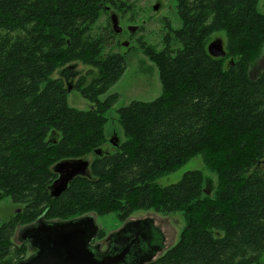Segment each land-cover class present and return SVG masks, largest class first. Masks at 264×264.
<instances>
[{"label":"trees","instance_id":"obj_1","mask_svg":"<svg viewBox=\"0 0 264 264\" xmlns=\"http://www.w3.org/2000/svg\"><path fill=\"white\" fill-rule=\"evenodd\" d=\"M258 1L174 0L180 28L166 24L158 52L140 43L157 66L161 94L118 108L124 141L97 154L106 141L105 113L118 99L100 96L126 61L103 53L115 43L112 28L92 29L106 3L119 9L120 0H0V199L24 206L0 223V263L24 249L11 239L18 223L93 213L124 220L153 208L183 211L186 223L179 241L148 264H264V177L257 170L264 160V69L255 78L248 73L264 46ZM217 32L226 54L214 58L207 44ZM75 61L98 69L88 84L81 76L73 85L92 103L86 111L68 106L63 80L50 78ZM89 154L88 173L52 197L53 166ZM199 154L219 174L212 198L199 170L157 184Z\"/></svg>","mask_w":264,"mask_h":264},{"label":"rangeland","instance_id":"obj_2","mask_svg":"<svg viewBox=\"0 0 264 264\" xmlns=\"http://www.w3.org/2000/svg\"><path fill=\"white\" fill-rule=\"evenodd\" d=\"M118 5L120 8L114 9L106 3L105 12H102L92 29V33H96L100 29L111 28L110 15L115 13L121 32L115 34L114 45L104 48L103 53L118 52L125 57L126 61V68L120 79L105 94L100 96V100H103L110 94L116 93L118 95L117 101L105 113L107 118V122L104 125L106 141L102 146V150L109 153L114 151L115 144L124 141L122 129L117 122L116 110L134 100L142 102L152 101L161 94L157 66L140 48V43L158 52L163 48L164 33L168 32L166 24L168 23L173 30L181 26V20L177 15L174 0H120ZM257 10L259 12L264 11V0L258 1ZM131 26L137 27L133 34L128 31V27ZM216 38L222 39L223 42L225 41L224 33L217 32L210 36L208 43ZM263 68L264 48L261 49L259 55L250 64L248 72L250 78H255ZM81 76H85L86 84H88L98 76V69L75 61L56 69L50 78H61L65 86L71 85V89L66 95L68 106L86 111L92 107V103L84 99L78 90L73 89V85ZM92 158L93 154H89L83 159L90 162ZM193 170L202 172L204 186L208 190L207 196L212 198L219 184V174L216 167L204 165L203 156L200 154L191 158L177 171L158 179L157 184L166 186L175 183L181 179L185 172ZM262 175L264 176V165L262 166ZM20 207L24 206L14 204L10 197H2L0 199V223L9 220ZM94 216L100 231L92 241V244L100 243L102 249L106 246L107 237L123 227L125 222L145 221L144 225L148 230L149 243L158 244L161 248L157 251L158 254L155 259L179 241L186 223L183 211L162 214L153 208L135 209L124 220L118 219L115 213L94 214ZM24 225L23 223H18L11 238L14 246L18 249L23 246L24 249L21 248L22 251H18V253H11L0 264L14 263L18 258L23 257L25 259L32 253L28 243L20 241L16 233Z\"/></svg>","mask_w":264,"mask_h":264},{"label":"water","instance_id":"obj_3","mask_svg":"<svg viewBox=\"0 0 264 264\" xmlns=\"http://www.w3.org/2000/svg\"><path fill=\"white\" fill-rule=\"evenodd\" d=\"M110 23L116 34L121 32L115 13L110 15ZM136 29V26L128 27L130 34H133ZM207 52L214 58L224 57L226 51L222 39L216 38L210 41L207 44ZM229 63L232 64V59ZM70 89L71 85L67 87L68 91ZM103 152L105 151L102 149L96 151L97 154ZM89 164L90 162L83 158L57 162L53 166L57 178L50 185V195L52 197L61 195L74 177L84 176L88 173ZM207 191L205 190L206 193ZM144 223L145 221L141 220L127 221L121 229L110 234L109 237L117 238L123 234L126 227H129L134 233L131 240L128 243H123L117 252L103 254L98 258L96 252L90 247L92 240L100 231L93 214L64 221H44L43 217L40 216L36 222L18 230V239L23 243L27 242L32 253L14 264H124L131 247L138 243V240L140 244L149 245L148 249L145 250L146 253H149L148 250L154 252L160 249L158 244L149 243L148 230ZM146 259L147 257L142 261L145 262ZM143 262L135 264H143Z\"/></svg>","mask_w":264,"mask_h":264},{"label":"flooded vegetation","instance_id":"obj_4","mask_svg":"<svg viewBox=\"0 0 264 264\" xmlns=\"http://www.w3.org/2000/svg\"><path fill=\"white\" fill-rule=\"evenodd\" d=\"M224 43V42H223ZM264 48V46H263ZM264 69V68H263ZM262 69V70H263ZM264 165V160H262L258 165H257V170L259 172V174L261 176L262 175V166ZM39 218V217H38ZM37 218V219H38ZM36 219V220H37ZM36 220L34 222H36ZM44 221H47L45 219H43ZM33 222V223H34ZM126 223V222H125ZM32 224V223H31ZM30 225V224H29ZM24 227V226H22ZM21 227V228H22ZM122 228V227H121ZM120 228V229H121ZM118 231V230H117ZM18 233V230L17 232ZM99 233V232H98ZM133 230L130 229L129 227H126V230H123V234L117 236V238H110L109 236L107 237L106 239V246L105 248L102 249L101 247V244L100 243H96V244H92L91 242V245L90 247L96 252L98 258L101 257L103 254H112V253H115L117 252V250L120 248V246L123 244V243H128L130 240H131V237L133 235ZM96 238V237H95ZM94 238V239H95ZM93 239V240H94ZM92 240V241H93ZM148 244H140V241L138 240V243H136L135 245H133V247H131L130 249V253L129 255L127 256L126 258V261L124 264H135V263H139V262H143L142 260H144V258L147 257L146 261L143 262V264H148L152 261L155 260V257L156 255L158 254V250L160 249H157L155 250L154 252H150L148 250L149 253H146L145 250L148 249ZM35 251V250H34ZM162 251V250H161ZM160 251V252H161ZM149 254V255H148Z\"/></svg>","mask_w":264,"mask_h":264},{"label":"bare ground","instance_id":"obj_5","mask_svg":"<svg viewBox=\"0 0 264 264\" xmlns=\"http://www.w3.org/2000/svg\"><path fill=\"white\" fill-rule=\"evenodd\" d=\"M67 87H68V86H66V89H67ZM67 92H68V90H67Z\"/></svg>","mask_w":264,"mask_h":264}]
</instances>
